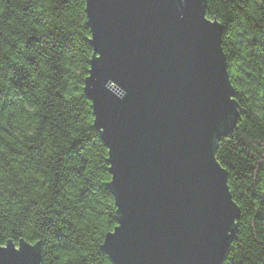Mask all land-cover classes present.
Returning a JSON list of instances; mask_svg holds the SVG:
<instances>
[{
    "label": "water",
    "instance_id": "obj_1",
    "mask_svg": "<svg viewBox=\"0 0 264 264\" xmlns=\"http://www.w3.org/2000/svg\"><path fill=\"white\" fill-rule=\"evenodd\" d=\"M83 1L92 48L83 93L117 202L99 248L113 264H223L240 210L215 156L239 115L222 25L205 16L207 0ZM0 248V264H41L38 242Z\"/></svg>",
    "mask_w": 264,
    "mask_h": 264
},
{
    "label": "trees",
    "instance_id": "obj_2",
    "mask_svg": "<svg viewBox=\"0 0 264 264\" xmlns=\"http://www.w3.org/2000/svg\"><path fill=\"white\" fill-rule=\"evenodd\" d=\"M18 2L26 4L29 0ZM57 3L61 9L77 7L82 10V18L78 19L77 26L73 29L77 36L73 38L70 33L51 29L45 40L36 33L39 28L47 27V21L25 11L22 14L24 21L35 27L32 34L25 35L23 49H18L14 55L18 53V58L24 59L29 69L17 68L10 60L5 62L4 69H11L16 74L17 94L33 93L37 87L32 79L33 75L46 79L48 87L44 103L50 116L44 118L70 121L85 134L73 140L70 148L55 154H46L41 143L30 144L25 150L13 149L11 159L0 160V173L6 172L15 177L28 167L42 172L47 177L46 180L32 176L29 182L41 187L49 183L53 201L56 196L64 193L67 186L74 184L77 179L83 180L85 187L80 190L79 200L87 202L102 199L109 205L103 213L110 220L106 225L110 230L104 232L106 234L117 224L116 209L115 205H111L112 197L106 188V183L111 178L107 171V148L99 132L93 127L91 104L83 93L82 83L87 76L89 57L92 54L85 2L57 0ZM206 3L205 16L216 19L222 25V53L226 59L225 66L233 87L234 99L239 106L235 126L217 141L215 153L220 166L227 172L229 192L240 210L235 237L224 254L223 264H264V119L257 118L254 114L258 104H264V98L258 96V92L264 89V0H207ZM238 31L244 33L239 44L233 40ZM65 52L70 53L73 58L82 57L78 77L79 97L71 103H65L63 99L62 85L66 70L55 62ZM42 63L48 72L43 70ZM10 102L4 103L6 105ZM89 156L92 163H89ZM18 157L23 159L17 161ZM14 161L24 167L13 168ZM14 201L21 205L23 215L35 218L44 238L41 235L30 239L27 235L0 233L4 236V239H0V245H5L7 240L17 243L19 239L29 243L38 242L41 256L42 246H63L75 235L76 243L90 246L91 237L88 233L77 232L68 218L75 211L71 205H62L59 211L42 212L38 200L25 199L22 190L10 187L0 196V213ZM92 245L99 249V255L108 258L99 248L100 243L92 242ZM40 263L42 264V256ZM45 264H51V261L46 259Z\"/></svg>",
    "mask_w": 264,
    "mask_h": 264
},
{
    "label": "clouds",
    "instance_id": "obj_3",
    "mask_svg": "<svg viewBox=\"0 0 264 264\" xmlns=\"http://www.w3.org/2000/svg\"><path fill=\"white\" fill-rule=\"evenodd\" d=\"M25 11H30L34 16L47 21V27L39 28L36 33L45 40L48 39V31L51 29L70 33L75 38L77 33L73 29L77 26L78 19L82 18L81 9L77 7L61 9L57 0H29L26 4L19 3L18 0H0V160L11 159L14 155L13 149L25 150L26 146L33 143H41L48 155L59 153L70 148L73 140L85 134L80 127L72 125L70 121L44 118L50 116L44 103L47 99L48 81L46 79L33 75L32 79L37 85L33 93L31 95L17 94L16 74L11 69H4L7 60H10L17 68L29 69L24 59L18 58V53L14 55L18 49H23L25 35L32 34L35 27L24 21L22 14ZM243 38L244 33L238 31L234 34L233 40L239 44ZM81 58H73L70 53L65 52L55 61L66 70L62 85L65 103H71L79 97L78 77ZM41 67L48 72L43 63ZM49 75H51L50 72ZM105 87L119 99H123L127 94L124 88L111 80L105 83ZM258 96L264 98V89L258 92ZM5 101L11 102L5 105ZM254 114L257 118L264 119V104H258ZM22 159L23 157H18L17 161ZM88 159L89 163H92L90 156ZM77 166H79L78 162ZM12 167L23 168L24 166L14 161ZM32 176L39 180L47 179L42 172L31 167L21 171L15 177L6 172L0 173L2 177L0 196L4 194L5 189L17 187L22 190L25 199L38 200L42 212L59 211L62 205H71L75 209L68 217L72 225L77 232L86 231L91 237L88 247L76 243L75 235L66 245L48 248L42 246V264H45L46 259L50 260L51 264H112L109 258L99 255V249L92 245V242L103 244L104 232L110 230L106 227L110 220L103 215L109 205L102 199L87 202L79 200L80 190L85 187L84 181L80 179L67 186L64 193L56 196L53 201L51 185L45 183L41 187L31 184L29 181ZM111 205H117L114 196H112ZM0 233L14 236L27 235L30 239L41 235L42 239L44 238L38 230L35 218L23 215L21 205L15 201L8 204L6 210L0 213ZM0 239H4V236L0 235ZM7 248H0V250ZM13 249L20 250L15 247Z\"/></svg>",
    "mask_w": 264,
    "mask_h": 264
}]
</instances>
